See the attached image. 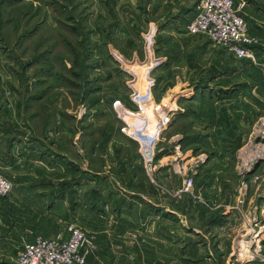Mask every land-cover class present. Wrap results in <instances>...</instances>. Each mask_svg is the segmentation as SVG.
Masks as SVG:
<instances>
[{"label": "rangeland", "instance_id": "374dc122", "mask_svg": "<svg viewBox=\"0 0 264 264\" xmlns=\"http://www.w3.org/2000/svg\"><path fill=\"white\" fill-rule=\"evenodd\" d=\"M199 2L0 0L2 262L74 224L87 264H264V0H234L250 61L187 32Z\"/></svg>", "mask_w": 264, "mask_h": 264}, {"label": "built area", "instance_id": "2783aa9c", "mask_svg": "<svg viewBox=\"0 0 264 264\" xmlns=\"http://www.w3.org/2000/svg\"><path fill=\"white\" fill-rule=\"evenodd\" d=\"M187 32L190 35L207 37L215 46L224 47L237 59L247 61L255 59L254 39L234 0H200L197 13L190 21ZM133 96L135 99L132 100L137 110L134 111L117 102L116 112L125 125L122 131L140 144L139 153L142 161L146 168L151 170L156 161L157 146L163 132L149 136L145 134L146 127L142 130L130 127L120 110L123 109L132 118L143 117L145 110L141 104L148 101L147 96H141L134 91ZM155 109L161 111L169 108L167 105L163 107L158 105ZM184 185L186 191H189L192 182L187 181ZM13 190L14 182L0 173V197H9ZM68 232L69 237L66 240L61 237H35L32 242L24 245L15 264H87L88 254L93 245L92 240L74 224L69 226Z\"/></svg>", "mask_w": 264, "mask_h": 264}, {"label": "crops", "instance_id": "0c3cea01", "mask_svg": "<svg viewBox=\"0 0 264 264\" xmlns=\"http://www.w3.org/2000/svg\"><path fill=\"white\" fill-rule=\"evenodd\" d=\"M6 134H4V136H5ZM139 158L142 160V158H141V156H139ZM143 162V161H142ZM7 263V262H6ZM5 262H2L1 260H0V264H6ZM9 264H12V263H9Z\"/></svg>", "mask_w": 264, "mask_h": 264}, {"label": "bare ground", "instance_id": "6f19581e", "mask_svg": "<svg viewBox=\"0 0 264 264\" xmlns=\"http://www.w3.org/2000/svg\"><path fill=\"white\" fill-rule=\"evenodd\" d=\"M149 86V84L147 85V87ZM117 109H118V107H117ZM121 113V112H120ZM122 114V113H121ZM125 120H126V118H124ZM127 121V120H126ZM131 127V126H130ZM135 129V128H134ZM136 130V129H135Z\"/></svg>", "mask_w": 264, "mask_h": 264}]
</instances>
